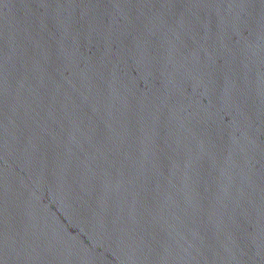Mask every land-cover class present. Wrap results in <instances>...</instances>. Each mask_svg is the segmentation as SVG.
<instances>
[{"label":"water","instance_id":"obj_1","mask_svg":"<svg viewBox=\"0 0 264 264\" xmlns=\"http://www.w3.org/2000/svg\"><path fill=\"white\" fill-rule=\"evenodd\" d=\"M0 264H264V0H0Z\"/></svg>","mask_w":264,"mask_h":264}]
</instances>
